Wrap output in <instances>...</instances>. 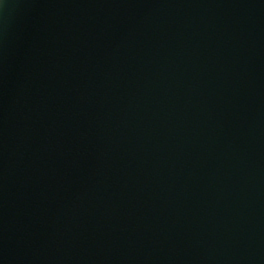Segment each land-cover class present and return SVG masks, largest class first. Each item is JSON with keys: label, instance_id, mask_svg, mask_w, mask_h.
<instances>
[{"label": "water", "instance_id": "obj_1", "mask_svg": "<svg viewBox=\"0 0 264 264\" xmlns=\"http://www.w3.org/2000/svg\"><path fill=\"white\" fill-rule=\"evenodd\" d=\"M0 264H264V0H3Z\"/></svg>", "mask_w": 264, "mask_h": 264}, {"label": "clouds", "instance_id": "obj_2", "mask_svg": "<svg viewBox=\"0 0 264 264\" xmlns=\"http://www.w3.org/2000/svg\"><path fill=\"white\" fill-rule=\"evenodd\" d=\"M3 2V0H0V3H2Z\"/></svg>", "mask_w": 264, "mask_h": 264}]
</instances>
